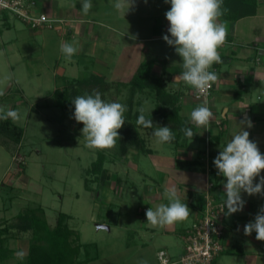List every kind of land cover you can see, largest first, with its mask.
I'll use <instances>...</instances> for the list:
<instances>
[{
	"label": "crops",
	"instance_id": "1",
	"mask_svg": "<svg viewBox=\"0 0 264 264\" xmlns=\"http://www.w3.org/2000/svg\"><path fill=\"white\" fill-rule=\"evenodd\" d=\"M33 1L36 2L37 11L55 20L54 28L48 30H55L60 46L62 43H70L78 48L71 61L59 53L58 62L61 66H57L55 72L65 79L73 78L67 76H71V70H80L82 66L76 60L79 58L84 59L85 64L82 65L86 76H99L107 82L130 80L132 77L124 79L122 72L130 68L135 74L145 60H156L153 69L155 75L161 71L162 60L166 61L168 67H178L182 63L168 61L169 58L162 50L167 45L162 36L167 34L169 27L164 13L170 9V4L164 0H147V3L145 0H135L133 10L130 9L126 14V9L120 11L113 7L114 0H102V4L95 6L96 3H93L90 9L92 12L87 15L81 10V0ZM92 13L99 15L92 17L89 15ZM218 22L225 24L227 36L224 44L218 48L222 62L214 63L209 69L217 75L207 97V106L213 113V120L208 127L189 124L196 138L189 139L183 147L166 143L164 151L158 152L152 148L153 153L149 156H153V164L157 168L156 177H149L137 168L150 183L143 192V197L151 202L150 208L155 210L158 205L169 203L165 189L174 187L181 202L190 209L189 215L183 221L164 227L147 222L146 215L139 217V231L135 232L138 238L135 246L137 250L131 252L133 256L137 255L134 264L141 260H149L147 264H160L157 253L161 250L167 253L171 261H177L184 252L188 230L202 214L205 195L208 194L215 202L225 201L223 185L226 178L220 176V181L215 183L213 174H217V169L213 160L220 146H226L231 136L239 130L237 124L245 117H249L253 123L252 128L245 129L250 133L249 139L257 143L264 155V0H257V11L253 16L236 22L222 19ZM11 27L7 14L0 12V31ZM45 30L38 31L41 38ZM126 30L135 35L136 39L125 35ZM3 44L1 40L0 48H5ZM6 44L11 46L12 40ZM45 46L46 42L42 38L41 47ZM180 74L168 75L165 80L167 89L178 94L181 117L189 122L191 111L201 106L202 100L194 97V89L179 78ZM142 99L138 106L143 103ZM134 153L131 152L129 156ZM261 175L264 176V170ZM241 195L246 201L242 211L226 216L225 209L219 216L224 236L221 239L222 250L213 264H264V241L257 240L253 233L246 236L243 232L244 225L253 220L259 208L264 206V196ZM0 222L4 223L3 220ZM102 227L110 230L104 224L97 225V229ZM18 235L12 231L9 236H2L5 239L0 244V264L12 259L9 257L1 260L2 249H9L12 257L16 258L15 252L19 249L14 245L24 238ZM124 251L130 252L129 249ZM130 261L121 264H131Z\"/></svg>",
	"mask_w": 264,
	"mask_h": 264
},
{
	"label": "rangeland",
	"instance_id": "2",
	"mask_svg": "<svg viewBox=\"0 0 264 264\" xmlns=\"http://www.w3.org/2000/svg\"><path fill=\"white\" fill-rule=\"evenodd\" d=\"M93 3L96 6L103 1L92 0ZM6 14L12 27L0 31L3 33L0 34V41L5 43V48H0V92L3 93L0 95V107L18 112L19 119H10L23 129L24 134L14 154L0 145V221H4L0 224L11 222L13 217L28 208L41 207L47 223L52 227L57 214L61 212L71 217L68 225L78 232L81 243L97 245L98 259L89 264H121L130 260L131 264L136 263L137 255L133 256L131 252L137 250L136 233L141 223L139 217L145 216L146 208H150L151 203L143 197L145 186L150 184L149 180L137 168L149 177H156L157 168L154 167L153 156L132 155L124 162L123 159L107 154L109 161L105 162V167L109 170L110 178L104 189H99L98 193L92 191L96 196L86 190L85 170L96 159V150L86 147L81 134L83 124L70 118L74 110L61 109L58 100L52 96L65 81L64 77L55 72L57 66H61L58 62L60 44L55 30L46 29L43 32L46 46L42 48L39 30H32L15 16ZM89 15L97 17L99 14ZM10 40L11 46H6ZM162 50L169 58L168 61L182 62L174 48L164 45ZM76 60L80 61L82 67L77 71L71 70V76H67L73 77V80L88 77L82 65L85 64L84 59ZM178 67L182 68V65ZM132 73L127 68L122 75L126 79L133 77ZM128 81H109L103 100L126 105ZM115 84L125 87L118 90ZM152 93L150 90L140 94L137 91L132 112H139L138 109L143 108L145 116L152 115L155 103ZM141 99L143 103L138 106ZM153 130L141 132L147 138L150 136L153 149L164 151L166 143H158L151 134ZM116 178H120L117 183ZM91 187L95 189L96 185L91 184ZM102 224L110 230L103 227L97 229V225ZM21 235L24 238L14 246L26 252L30 234L19 233L18 236ZM124 249H129L130 254ZM9 257L12 259L3 264L19 262V259Z\"/></svg>",
	"mask_w": 264,
	"mask_h": 264
},
{
	"label": "clouds",
	"instance_id": "3",
	"mask_svg": "<svg viewBox=\"0 0 264 264\" xmlns=\"http://www.w3.org/2000/svg\"><path fill=\"white\" fill-rule=\"evenodd\" d=\"M170 4V9L164 13L169 22L167 34L162 36L166 44L174 48L175 53L182 58L183 71L180 79L191 86L198 93L204 94L217 80L215 72L209 71L214 63H221L218 48L226 40L227 28L224 23L218 22L219 17L228 10L222 9L223 0H164ZM147 3V0H145ZM135 0H114L113 7L125 14L134 7ZM92 0H81V10L87 15L92 8ZM130 39L136 36L127 32ZM60 52L64 58L71 61L78 52V48L70 43H62ZM0 95H3L0 92ZM74 112L70 118L77 123H82L81 134L85 139L86 147L90 149H105L115 146L119 138L118 130L124 126L125 105L119 102H106L101 94L93 90V94L76 96L72 99ZM139 116L136 120L138 126L144 129H154L151 133L158 143H171L175 139L173 131L168 126H156L151 118H146L144 109H138ZM19 119L16 110L0 107V119ZM213 120V113L207 106L206 96L201 106L194 108L190 113L189 124L196 127H208ZM226 146L221 147L213 164L217 169V175L226 178L224 193L226 199L223 203V211L226 216L243 210L246 201L242 193L248 196H264V155L261 154L256 142L249 139L250 133L245 130L252 128L253 123L249 117L242 119ZM185 137L192 138L194 133L190 126L179 129ZM258 179L257 182L256 179ZM165 196L169 203L160 204L155 210H146L147 222L154 226H169L183 221L189 215L187 204L182 203L176 189H165ZM244 235L256 233V239L264 241V206H261L254 219L243 227ZM27 253L23 250L15 252L19 260H24ZM138 264H147L141 260Z\"/></svg>",
	"mask_w": 264,
	"mask_h": 264
},
{
	"label": "trees",
	"instance_id": "4",
	"mask_svg": "<svg viewBox=\"0 0 264 264\" xmlns=\"http://www.w3.org/2000/svg\"><path fill=\"white\" fill-rule=\"evenodd\" d=\"M228 11L219 19L236 22L239 19L250 17L256 14L257 0H223L222 9ZM161 71L158 75L153 73L156 60H145L137 68L133 77L127 82L129 94L126 97V105L129 106L124 112V126L118 130L115 146L105 149H95L96 159L90 167L85 170L84 187L88 191L102 189L110 178L109 170L105 167V162L109 161L107 154H112L114 158L123 159L124 162L132 155L149 156L153 153L150 138L142 134V126L136 124L139 112L133 111L134 96L144 90H150L154 94L155 103L153 113L146 118H151L156 126H168L175 135V139L170 143L176 147H183L189 139L179 131L181 127L189 126V122L184 120L179 112L178 94L169 91L165 77L175 73H181V67H168L166 61L161 62ZM108 82L104 78L89 75L85 78L65 79L61 88L56 89L52 96L58 100V106L65 111L74 110L71 104L76 96L93 94V88L97 89L103 100V93L108 90ZM116 85V89L124 88L125 85ZM130 108V109H129ZM191 127V126H190ZM193 131V129H192ZM194 133V132H193ZM23 129L15 125L9 118L0 119V145L14 154L20 147L23 138ZM131 155V156H132ZM22 167V166H21ZM23 169L21 168V172ZM214 175L215 183H218L220 176ZM116 183L120 178H116ZM91 184H95L93 189ZM214 186V185H213ZM215 188V187H214ZM94 196L95 192H92ZM93 198H96L94 197ZM203 210V209H201ZM70 216L58 213L55 224L51 227L45 219V212L41 207L28 208L22 213L5 222L2 227L0 224V244L4 243L3 235L9 236L12 232L29 233L28 251L24 260H19L17 264H89L98 259V247L94 243L83 244L80 242L78 232L71 229L68 225ZM12 256L9 249H2V260Z\"/></svg>",
	"mask_w": 264,
	"mask_h": 264
},
{
	"label": "built area",
	"instance_id": "5",
	"mask_svg": "<svg viewBox=\"0 0 264 264\" xmlns=\"http://www.w3.org/2000/svg\"><path fill=\"white\" fill-rule=\"evenodd\" d=\"M0 12L8 13L24 22L32 30L53 29L55 20L37 11L33 0H0ZM212 86L204 94L194 89V97L203 100L210 95ZM223 202H215L208 194L204 197L202 214L187 232L183 254L171 261L164 250L157 253L160 264H213L222 250L224 236L219 216L224 213ZM253 234L256 235L255 232Z\"/></svg>",
	"mask_w": 264,
	"mask_h": 264
}]
</instances>
